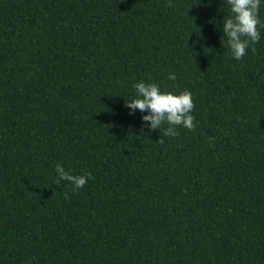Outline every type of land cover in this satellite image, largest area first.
<instances>
[{"label": "trees", "instance_id": "1", "mask_svg": "<svg viewBox=\"0 0 264 264\" xmlns=\"http://www.w3.org/2000/svg\"><path fill=\"white\" fill-rule=\"evenodd\" d=\"M228 15L0 0V264H264V29L236 60ZM140 80L189 90L194 129L144 127ZM57 164L91 178L72 191Z\"/></svg>", "mask_w": 264, "mask_h": 264}, {"label": "clouds", "instance_id": "2", "mask_svg": "<svg viewBox=\"0 0 264 264\" xmlns=\"http://www.w3.org/2000/svg\"><path fill=\"white\" fill-rule=\"evenodd\" d=\"M230 9V15L223 19L222 32L227 39L231 56L241 60L251 47L260 40L261 29H264V21L260 19L259 12L264 6V0H226ZM169 80H175L174 73L168 74ZM135 96L125 105L131 110H139L144 127L148 130L161 129L165 123V136H176L177 126L188 130L194 129V117L191 114L194 107L192 93L189 90L180 92L162 91L161 87L153 82L137 81L134 84ZM210 140L212 138H209ZM161 143L163 141L161 140ZM55 180L59 184L61 180L71 184L72 191L85 186L91 178L89 173L74 175L66 171L63 165L55 166Z\"/></svg>", "mask_w": 264, "mask_h": 264}]
</instances>
